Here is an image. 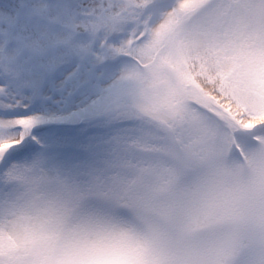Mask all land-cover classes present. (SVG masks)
<instances>
[{"label": "snow or ice", "instance_id": "6c2138e0", "mask_svg": "<svg viewBox=\"0 0 264 264\" xmlns=\"http://www.w3.org/2000/svg\"><path fill=\"white\" fill-rule=\"evenodd\" d=\"M0 264H264V0H0Z\"/></svg>", "mask_w": 264, "mask_h": 264}]
</instances>
